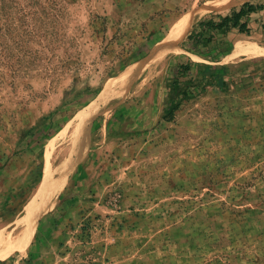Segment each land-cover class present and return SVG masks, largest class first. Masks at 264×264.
Segmentation results:
<instances>
[{"label": "rangeland", "instance_id": "1", "mask_svg": "<svg viewBox=\"0 0 264 264\" xmlns=\"http://www.w3.org/2000/svg\"><path fill=\"white\" fill-rule=\"evenodd\" d=\"M263 1L0 0V232L38 211L49 168L63 170L53 207L0 264H264L261 68L229 67L161 121L182 24Z\"/></svg>", "mask_w": 264, "mask_h": 264}, {"label": "trees", "instance_id": "2", "mask_svg": "<svg viewBox=\"0 0 264 264\" xmlns=\"http://www.w3.org/2000/svg\"><path fill=\"white\" fill-rule=\"evenodd\" d=\"M262 10L264 5L246 2L239 11H232L230 15L201 18L195 22L191 31L181 40L180 47L187 54L176 57L169 66L165 79L166 94L161 121L174 122L177 112L184 104L201 97L209 88L220 86L219 79L225 75V72L227 73L229 67L223 65L217 67L212 63L221 62L230 51V44L225 38L233 29L249 34L250 29L246 20L251 14ZM147 42L140 46L139 51L132 56V60L138 61L144 58L142 56ZM188 54L208 62L195 61ZM224 86L226 85L223 84ZM54 125L55 121L52 119L34 133L28 144L31 151L42 148L45 141L53 136L50 131ZM69 203L73 205L74 201L70 200ZM57 226L58 221H54L50 233Z\"/></svg>", "mask_w": 264, "mask_h": 264}, {"label": "bare ground", "instance_id": "3", "mask_svg": "<svg viewBox=\"0 0 264 264\" xmlns=\"http://www.w3.org/2000/svg\"><path fill=\"white\" fill-rule=\"evenodd\" d=\"M188 21L189 20H186L182 24L179 31L174 35V37L171 39V41L167 45L168 47L169 46L171 47L170 49L175 47V50H176V47H179L178 45L180 41L186 36V32L189 31L188 29L191 27L190 25L192 24L193 20L191 22H188ZM167 52H168V49L163 50V52L153 53V55L146 58L137 67H134L135 68L134 72L131 73L130 71L128 72L127 75H129L131 79L136 78V77L138 79L147 70L150 71L152 69L153 64L158 62ZM262 54H264V51H262ZM130 78L128 77L125 80H128ZM109 92L110 90H107L106 96L101 101L104 102ZM92 111H89L88 113L83 112L84 114H82L78 118L77 124L73 126L72 129H69V127L66 128V130L64 131V134H65L64 144L65 145L69 144V146H71L75 144L74 142L79 138V135L82 129L84 128L85 124L91 118ZM62 172L63 170L60 169V167H58L54 171L51 166L48 170V173L46 175V180H45V183H46L45 199L42 205L40 206L39 210L31 211L29 216H27L26 219L17 220L15 223L7 226L2 232H0V257L7 256L8 254L12 253L16 249H18L21 245L28 242L31 239V237L34 235L36 225H37L39 218L42 215H44V213L48 212L55 203V194L57 191V187L60 183L59 181L62 178L61 177Z\"/></svg>", "mask_w": 264, "mask_h": 264}, {"label": "crops", "instance_id": "4", "mask_svg": "<svg viewBox=\"0 0 264 264\" xmlns=\"http://www.w3.org/2000/svg\"><path fill=\"white\" fill-rule=\"evenodd\" d=\"M261 4H264V1ZM240 8L234 9L233 11H239ZM221 14L222 16L230 15L229 13ZM210 18L214 17H208V19ZM246 21L250 33L243 34L237 29H233L225 38V41L230 44V51L225 55L221 62L212 64L217 66H228L231 68L239 65L240 71L247 69L248 67H253L254 70L255 68H261L260 72L264 73V54H262V51H264V10L251 14ZM242 44L247 47H244ZM188 55L193 60H195L194 57L199 58L192 54ZM199 59L202 62H208L201 58Z\"/></svg>", "mask_w": 264, "mask_h": 264}]
</instances>
